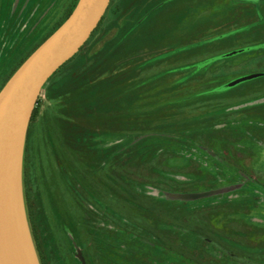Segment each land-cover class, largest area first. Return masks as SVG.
<instances>
[{
    "label": "rangeland",
    "instance_id": "1",
    "mask_svg": "<svg viewBox=\"0 0 264 264\" xmlns=\"http://www.w3.org/2000/svg\"><path fill=\"white\" fill-rule=\"evenodd\" d=\"M247 1L113 0L44 85L25 160L40 264H264V0ZM71 3L0 0V89Z\"/></svg>",
    "mask_w": 264,
    "mask_h": 264
},
{
    "label": "water",
    "instance_id": "2",
    "mask_svg": "<svg viewBox=\"0 0 264 264\" xmlns=\"http://www.w3.org/2000/svg\"><path fill=\"white\" fill-rule=\"evenodd\" d=\"M111 0H79L67 19L18 67L0 90V264H40L24 195L28 130L44 85L91 37ZM249 74L229 85L260 76ZM205 193H174L196 199ZM83 264L86 260L81 255Z\"/></svg>",
    "mask_w": 264,
    "mask_h": 264
},
{
    "label": "trees",
    "instance_id": "3",
    "mask_svg": "<svg viewBox=\"0 0 264 264\" xmlns=\"http://www.w3.org/2000/svg\"><path fill=\"white\" fill-rule=\"evenodd\" d=\"M79 0H72V3L70 4V6H69V8L67 9V12L65 13V15H64V18H62V20H60L59 21V23H58V25L56 26V27H54V29L49 33V34H47L35 47H34V49L30 52V53H28L26 56H25V58L20 62V64L18 65V67L25 61V59L49 36V35H51L66 19H67V17L71 14V12L73 11V9L75 8V6H76V4H77V2H78ZM112 1L113 0H111V3H110V5H109V7H108V9H107V11H106V13H105V15H104V17H103V19L101 20V22H100V24H99V26L94 30V32L92 33V35H91V37L88 39V41L85 43V45L81 48V49H83L87 44H88V42L92 39V37L95 35V33L102 27V25L104 24V22H105V20H106V16H107V13H108V11H109V8H110V6L112 5ZM247 3V2H246ZM254 10V9H253ZM255 12H256V16H263L262 15V13L261 12H259L257 9H255ZM261 13V14H260ZM262 19H263V17H262ZM249 30H251V29H249ZM262 42V41H261ZM261 42H259V45H262V46H264V41L261 43ZM80 49V50H81ZM249 49H253V48H249ZM72 59H70L69 61H67L59 70H57V72H59L68 62H70ZM17 67V68H18ZM17 68L11 73V75L9 76V78L13 75V73L17 70ZM56 72V73H57ZM55 73V74H56ZM54 74V75H55ZM53 75V76H54ZM52 76V77H53ZM52 77L48 80V82L52 79ZM8 78V79H9ZM8 79L6 80V82L8 81ZM5 82V83H6ZM5 83H4V85H5ZM3 87V86H2ZM2 87H1V89H2ZM0 89V90H1ZM40 99V98H39ZM39 101V100H38ZM37 110H38V103H37V106H36V108H35V110H34V113H33V116H32V120L34 119V117H35V115L37 114ZM203 117H205V115H202ZM207 116V115H206ZM31 120V121H32ZM29 128H30V126H29ZM29 139V134L27 135V140H26V146H25V157H24V169H23V180H24V195H25V202H26V210H27V215H28V220H29V222H30V225H31V228H32V233L34 234V237L37 239V231H36V227H35V219H34V213H33V204H32V202H31V184L29 183V180H28V171H27V166H26V164H25V160H26V158H27V154H28V151H27V143H28V140ZM164 192H167L166 190L164 191ZM168 193V192H167ZM182 258H184L183 256H182V254H179ZM191 259V257L189 258V260ZM188 260V262H191V263H193V264H199V262L198 261H196L195 259H191V261H189Z\"/></svg>",
    "mask_w": 264,
    "mask_h": 264
},
{
    "label": "crops",
    "instance_id": "4",
    "mask_svg": "<svg viewBox=\"0 0 264 264\" xmlns=\"http://www.w3.org/2000/svg\"><path fill=\"white\" fill-rule=\"evenodd\" d=\"M249 2L251 5V7L255 10L257 9L259 12H263V5L261 4L263 2V0H251V1H247ZM65 9V8H64ZM258 77V76H257Z\"/></svg>",
    "mask_w": 264,
    "mask_h": 264
},
{
    "label": "flooded vegetation",
    "instance_id": "5",
    "mask_svg": "<svg viewBox=\"0 0 264 264\" xmlns=\"http://www.w3.org/2000/svg\"><path fill=\"white\" fill-rule=\"evenodd\" d=\"M33 234V233H32ZM33 237H34V234H33ZM34 240L36 241V246H38V242H37V239L34 237ZM38 252H39V248H38ZM81 255H83L84 256V254H80V259H81ZM84 258H85V260H86V264H88V261H87V259H86V257L84 256ZM81 264H83V262H82V259H81Z\"/></svg>",
    "mask_w": 264,
    "mask_h": 264
}]
</instances>
